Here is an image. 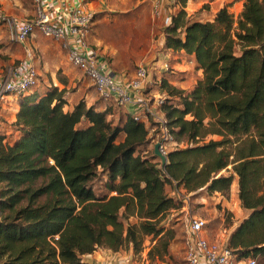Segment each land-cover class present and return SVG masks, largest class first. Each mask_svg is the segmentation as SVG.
Segmentation results:
<instances>
[{"label":"trees","instance_id":"obj_1","mask_svg":"<svg viewBox=\"0 0 264 264\" xmlns=\"http://www.w3.org/2000/svg\"><path fill=\"white\" fill-rule=\"evenodd\" d=\"M178 1L163 47L184 54L201 76L188 90L164 76L159 109L174 141L185 146L168 148L162 163L152 148L157 123L145 112L135 119L113 99L87 104L79 93L65 109V87L17 94L15 118L0 129V264H90L83 256L98 247L136 253L147 236L161 243L148 255L169 254L176 230L164 222L182 206L176 190L190 195V206L202 205L201 197L229 188L232 175L219 172L230 164L245 214L225 243L238 257L262 262L264 0H244L233 31L227 5L201 19L186 17L187 0ZM108 2L120 9L118 18H144L151 9L149 0ZM102 14L93 15L88 38L104 39ZM5 27L0 23L1 36ZM112 67L135 71L128 63ZM90 84L87 90L98 94ZM207 135L221 138L206 141Z\"/></svg>","mask_w":264,"mask_h":264},{"label":"rangeland","instance_id":"obj_2","mask_svg":"<svg viewBox=\"0 0 264 264\" xmlns=\"http://www.w3.org/2000/svg\"><path fill=\"white\" fill-rule=\"evenodd\" d=\"M190 1H193V4H190ZM227 1L187 0L185 9L187 8L188 13L193 18L209 19L215 12L213 8L221 3L228 5ZM240 1L244 0H239V3ZM105 5V10H101L103 13L101 18L104 23L102 29V32L105 33L104 39L90 36L88 41L96 49L98 54L107 61L112 70V66H115L116 63H128L134 70L140 64L145 65L148 70V78L144 88V94L156 110L158 107L155 105V102L167 96L165 92L160 90L161 79L164 76L167 80H170V78L176 79L172 81H175L180 87H185V90L191 88L190 84L201 75L198 74L200 72L190 62V59L171 54L163 47L164 29L169 23L166 21L167 16L179 9L181 5L178 0H168V3L164 4L166 11L162 12L160 16H153L152 10L150 9L149 15L144 18L140 16V19H138L137 15L136 17L118 18L115 14L120 9L109 5L108 0H106ZM238 7L239 5L237 6V10L231 13L233 18L232 31L236 29L237 20L240 17V14L237 13ZM227 9L231 10L228 7ZM0 13L17 18L30 19L34 14V9L33 6H26L18 0H0ZM6 30L2 36L0 35V78L9 76L12 73L11 71L20 65L21 61L27 55L36 69L37 78L35 90L37 92H41L52 86H57L58 88L65 87L67 99L73 102L78 97V92L76 91L79 86L82 85L83 89L90 87L91 81L83 75L80 69L69 62L67 50L61 45L60 41L46 37L39 31H34L23 43H19L11 39L8 35V30ZM239 47V44L235 45L234 49L236 52H238ZM177 62L184 64V67H186V70H184L186 72L182 75L179 73L181 70L179 71V68L176 66ZM168 72L172 73L170 74L172 76L167 75ZM124 73L126 74V72ZM128 77H130L129 74ZM16 97L10 95L2 101L7 105L5 109L8 110V108L10 109L11 106H14ZM100 99V95L96 94L92 101H98ZM64 108L67 109L66 106ZM0 129L2 131L7 130L4 126H0ZM219 138L221 137L218 135H207L205 140ZM227 145L233 147L234 144ZM184 146L185 143L180 141L176 144H171L168 148H181ZM219 174L232 175L233 180L228 189L214 191L210 195L205 196L206 202L204 205L192 204L190 206L189 203L186 208L187 212L185 210L182 211L181 209L186 203L182 201V195L178 196L177 199H180L182 206L179 210L171 209L164 222L165 228L169 227L170 221L174 222L173 225L176 230L175 236L177 239L175 237L176 240L174 242L173 239L170 240L169 244L172 243L174 246L169 254L163 253L158 255L156 252H153L151 256L148 255V250L154 243L157 242L159 248L161 247L160 241L157 239L151 240L149 236L145 238L142 249L139 252H133L130 247L124 250L131 251L132 257L142 256L145 253L146 260L148 261L147 264H151L153 261L161 262L168 259H175V263H178L181 259L180 252L183 247L185 224L188 214H195L194 216L202 217L207 221L206 234L210 240L215 241L226 238L230 229L245 214V210L238 198L237 177L233 172L232 164L228 165L226 169L221 170ZM94 188L97 191V187ZM184 193L186 192L184 191ZM192 210L199 211V213L196 212L193 214ZM129 220L134 221L135 219L130 218Z\"/></svg>","mask_w":264,"mask_h":264},{"label":"built area","instance_id":"obj_3","mask_svg":"<svg viewBox=\"0 0 264 264\" xmlns=\"http://www.w3.org/2000/svg\"><path fill=\"white\" fill-rule=\"evenodd\" d=\"M34 14L30 19H22L0 13L11 39L23 43L34 31L60 41L67 50L69 62L89 78L97 93L104 99H113L120 105L140 103L143 112L148 113L159 127L154 142H159V150L166 155L168 145L176 144L165 125L163 113L159 109L162 99L157 100V110L146 100H138L145 88L148 70L140 64L130 77L111 70L107 61L98 54L88 41L93 11L83 5L82 0H32ZM165 0H150L153 16L162 14ZM171 20V14L167 16ZM12 73L0 78V98L5 94H20L35 86L37 73L33 64L16 66ZM136 94V96H134ZM138 119L140 114H134ZM188 200V196L184 197ZM183 238L185 264H264L257 256L238 257L223 240H210L206 234L207 221L188 214ZM125 264H146L142 256L128 257Z\"/></svg>","mask_w":264,"mask_h":264},{"label":"crops","instance_id":"obj_4","mask_svg":"<svg viewBox=\"0 0 264 264\" xmlns=\"http://www.w3.org/2000/svg\"><path fill=\"white\" fill-rule=\"evenodd\" d=\"M139 1H142V0H139ZM206 1V0H205ZM83 2V5L86 7V8H90L92 9L93 11L95 10V12H101V10H105V2L106 0H82ZM151 3V2H150ZM168 3V0H165L164 3H163V7H162V12H165L166 9L164 8V4ZM211 3V2H209ZM228 5L227 7L228 8H231V10H228L230 13H233L234 10L236 11L237 10V6L239 5L238 7V12L237 13H241L242 9H243V1H240L239 3V0H228L227 1ZM230 3V4H229ZM190 4H193V1H190ZM224 3H221L217 6H215L213 8L214 11H216L218 8L222 7ZM177 8V7H176ZM185 9V7H184ZM170 10V9H169ZM176 10V9H175ZM185 11L187 12V17H191V15L188 13L189 11H187V8L185 9ZM169 22V21H168ZM176 55H180V57H184V58H187L184 54H176ZM21 63L23 65H28V64H32V61L31 59L26 55L25 58L21 61ZM179 69V71L181 70V72H186L184 70H186V67H184V64H180L177 62V65H176ZM200 73L198 74H201V71L198 70ZM123 74H125L123 72ZM133 74V73H132ZM131 73H129V75H132ZM128 76V74H125ZM201 76V75H200ZM199 76V77H200ZM197 77V78H199ZM170 83H172L173 85H175L176 87H179V88H182V89H185V87H180L177 85V83H175V81H170ZM195 82V80H194ZM194 82L192 84H190V87L193 86ZM91 85V84H90ZM36 89V87H35ZM37 91V90H35ZM45 90L41 91V93H43ZM144 89L142 90L141 92V95L138 96V100H146L148 102V100L146 99V96L144 94ZM78 94L81 93V97L87 102V104H91L94 98V96L96 94H91L87 88H82V85L79 86L77 88V91ZM10 95H13L16 97V94H5L3 97L0 98V126H5V125H2L3 123H5V121L7 123H11L14 118H15V112L18 108H14V106H11L10 109L8 108L5 109V107L7 106L5 103H3L2 101L5 100V98H7L8 96ZM134 96H136V94H134ZM68 101V104L66 105V107L68 109H70L72 107V101L70 99H67ZM125 108L126 110L131 113L132 115L134 114H143V106L140 103H134V104H127L125 105ZM177 193L179 195H182L183 197V202L186 203L183 207H182V211L183 210H187V206L189 205V194L188 193H184L183 189H177L176 190ZM174 194V192H173ZM188 196V200H184V197ZM205 197H201V203L204 205V203L206 202L205 201ZM187 212V211H186ZM197 213H199V211H196ZM195 215V214H194ZM239 221H237V223L230 229V231L238 224ZM230 231L228 232V234L230 233ZM227 234V235H228ZM226 235V237H227ZM208 236V235H207ZM210 239V238H209ZM172 250V249H171ZM180 261L178 263H175V259H168V260H165V261H161V262H156V261H153L151 264H185V260H184V251H181L180 252ZM128 257H132L131 255V251H123V250H119V251H111L107 248H103V247H98L96 250H94L92 253L90 254H86L83 256V259L87 262H89L90 264H125L124 263V259L125 258H128ZM142 257L147 259L146 256H145V253L142 254ZM147 260H146V264H147Z\"/></svg>","mask_w":264,"mask_h":264},{"label":"water","instance_id":"obj_5","mask_svg":"<svg viewBox=\"0 0 264 264\" xmlns=\"http://www.w3.org/2000/svg\"><path fill=\"white\" fill-rule=\"evenodd\" d=\"M153 151L156 155H158L162 161V163H165V160H166V156L163 155L160 150H159V142H155L153 144Z\"/></svg>","mask_w":264,"mask_h":264}]
</instances>
